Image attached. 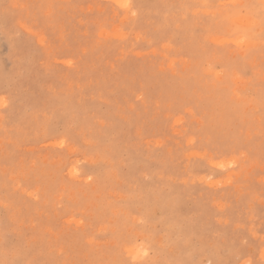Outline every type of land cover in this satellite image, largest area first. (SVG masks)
<instances>
[{"label":"rangeland","instance_id":"1","mask_svg":"<svg viewBox=\"0 0 264 264\" xmlns=\"http://www.w3.org/2000/svg\"><path fill=\"white\" fill-rule=\"evenodd\" d=\"M122 2L0 0V264H264V0Z\"/></svg>","mask_w":264,"mask_h":264},{"label":"snow or ice","instance_id":"2","mask_svg":"<svg viewBox=\"0 0 264 264\" xmlns=\"http://www.w3.org/2000/svg\"><path fill=\"white\" fill-rule=\"evenodd\" d=\"M120 7L129 9L131 6L128 2V0H123V2L120 4ZM205 7L208 8H215V9H224L228 11H235L239 12L240 14H245L247 13L252 17L253 20V27H255L257 24L259 25L261 29V39L264 41V2H262L260 5H253V4H238V3H230V4H225V5H205ZM259 8V11H253V9ZM135 15V13H133ZM224 22H227L231 19V16H225ZM248 41V35L247 33H243L240 35L239 39H235L232 42L235 43L238 46H243L246 42ZM262 103H264V97H262ZM4 101L2 98H0V105H3ZM91 179V177L89 178ZM143 256L147 257L148 252L145 251L143 253ZM140 264H145V261L141 260ZM183 264V262H181ZM211 264V262H210Z\"/></svg>","mask_w":264,"mask_h":264},{"label":"bare ground","instance_id":"3","mask_svg":"<svg viewBox=\"0 0 264 264\" xmlns=\"http://www.w3.org/2000/svg\"><path fill=\"white\" fill-rule=\"evenodd\" d=\"M63 143V142H62ZM67 222V221H66ZM172 233V232H171ZM222 244V243H221ZM136 247V246H135ZM139 246H137L136 248H138ZM143 247V246H142ZM143 249H144V247H143ZM135 251V250H134ZM142 252V251H141ZM139 254V253H138Z\"/></svg>","mask_w":264,"mask_h":264}]
</instances>
